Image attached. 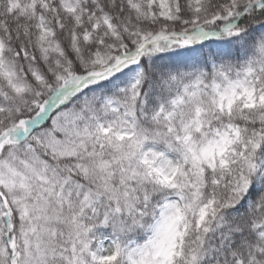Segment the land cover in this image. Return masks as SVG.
Listing matches in <instances>:
<instances>
[{"label": "snow or ice", "instance_id": "obj_1", "mask_svg": "<svg viewBox=\"0 0 264 264\" xmlns=\"http://www.w3.org/2000/svg\"><path fill=\"white\" fill-rule=\"evenodd\" d=\"M0 264H264V0H0Z\"/></svg>", "mask_w": 264, "mask_h": 264}]
</instances>
